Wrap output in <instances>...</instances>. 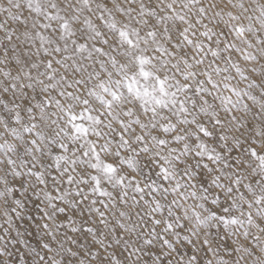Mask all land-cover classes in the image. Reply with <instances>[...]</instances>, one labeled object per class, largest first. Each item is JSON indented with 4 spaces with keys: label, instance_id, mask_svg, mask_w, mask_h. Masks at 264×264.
Returning a JSON list of instances; mask_svg holds the SVG:
<instances>
[{
    "label": "snow or ice",
    "instance_id": "1",
    "mask_svg": "<svg viewBox=\"0 0 264 264\" xmlns=\"http://www.w3.org/2000/svg\"><path fill=\"white\" fill-rule=\"evenodd\" d=\"M0 264H264V0H0Z\"/></svg>",
    "mask_w": 264,
    "mask_h": 264
}]
</instances>
